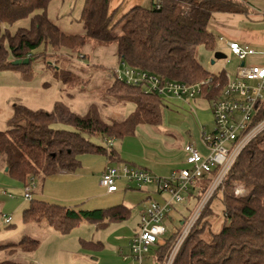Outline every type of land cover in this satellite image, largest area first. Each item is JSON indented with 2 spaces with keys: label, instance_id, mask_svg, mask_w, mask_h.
<instances>
[{
  "label": "trees",
  "instance_id": "16d2710c",
  "mask_svg": "<svg viewBox=\"0 0 264 264\" xmlns=\"http://www.w3.org/2000/svg\"><path fill=\"white\" fill-rule=\"evenodd\" d=\"M52 1L0 0V70L18 68L25 77H30L33 62L42 59L47 64L48 58H55L63 47L80 53L88 44L116 45L119 66L125 64L163 80L186 84L213 78L219 87L214 94L207 95L209 100L217 99L227 82L224 71L210 73L198 59L199 46L207 51L217 49L218 37L209 27L210 20L216 13L247 11L240 0H151L148 8L136 7L117 18L116 11L110 12L111 0H84L80 18L84 31L68 34L49 18ZM28 19L27 28L11 31V26ZM26 59H29L28 65L11 64ZM49 68L65 85L76 79L57 64L48 63ZM109 72L114 81L107 91L109 96L118 102L129 98L126 101L135 105L134 111L122 121L104 120L95 104L85 114L72 111L62 101L56 102L51 112L33 110L22 104L14 106L8 129L0 132V157L12 179L29 187L38 176L47 179L59 172H76L81 167L80 156L85 154H102L113 164L124 163L114 146H101L92 137L124 139L134 136L139 126L162 124V97L146 93L141 86L119 81L115 70ZM263 119L264 110H260L250 129ZM261 134L246 145L205 203L172 264H264V141ZM218 171L215 168L205 178L198 179L187 191L188 198L195 199L200 206ZM238 187L245 191L242 196L235 194ZM216 200L223 207L222 225L218 230L214 229L213 222ZM31 202L23 211V222L46 223L61 235H68L84 221L105 228L128 220L132 214L125 205L77 211L44 201ZM187 223V219L182 221L184 228ZM183 229L158 244L155 254L158 263L168 264ZM82 244L84 248L96 250L103 246L100 242L82 241ZM8 247L10 251L33 253L39 249L40 241L24 237L18 243L0 246V250ZM0 264L20 263L3 261Z\"/></svg>",
  "mask_w": 264,
  "mask_h": 264
},
{
  "label": "rangeland",
  "instance_id": "374dc122",
  "mask_svg": "<svg viewBox=\"0 0 264 264\" xmlns=\"http://www.w3.org/2000/svg\"><path fill=\"white\" fill-rule=\"evenodd\" d=\"M60 3H62L61 0H53L51 2L49 6V18L65 30L71 27L70 23H73V27H77V20H80V18H77L78 14L74 10L72 16L69 17V15L64 13L66 7L61 6ZM13 26L10 27L11 31L17 28ZM215 35L218 37L217 34ZM217 39V49L224 52L227 58L216 60L213 63L215 52L207 51L203 46H199L198 59L208 72L217 74L218 72L225 71L234 79L239 62L231 54L230 50L220 43V38L218 37ZM92 47L95 48L93 45ZM63 48L57 51L55 58L50 56L47 64H57L60 68L66 69L74 75L76 79L70 81L68 85L63 84L60 79L56 78L53 70L51 68L47 69V64L42 59L32 63L30 77H25L23 71L18 68L0 70V132L8 129V121L13 115L16 104H22L33 110L43 109L51 112L54 104L62 101L78 114H85L90 106L95 104L100 111L101 117L106 121H122L134 111V103L126 101L129 98L118 102L107 93L108 89L114 84L113 79L110 78L111 73L107 68L99 69L95 67L96 65L91 64L92 55L89 53L85 54L83 51L76 53L70 49L64 53L61 51ZM111 49L112 45L109 51ZM101 70L104 71L102 79L95 80V76L99 75ZM162 98L164 101L162 124L159 127L139 126L136 129L135 138H124L125 140L115 139L114 148L120 154H127L132 145L130 147L126 145V150L124 149L123 151V144H126L129 139H135L134 141L141 143V147L144 148L146 154L157 152L159 153V157L166 158L169 155L175 154L185 144L192 141V136L195 135L197 129L195 124L199 125L200 122L201 125H205L206 132L209 134L216 129L211 104L209 105L202 97H197L194 100L186 102ZM56 127L64 128L62 125H56ZM261 136L264 141V131ZM92 140L101 146L104 143L101 137H92ZM128 156L132 157L131 155ZM143 156L147 158L149 155L144 154ZM80 161L81 167L78 171L72 173V177L62 178L58 181H47L45 183L42 181V176L36 177L30 183L33 195L32 200L34 202L44 201L53 205L65 206L77 211L108 209L118 205H125L126 201L132 200L136 204V208H133V210L129 208L132 213L131 217L119 223L123 225L121 232L111 234V232H105L104 228L97 229L94 223L84 221L82 224L76 226L68 235H61L49 228L46 223L40 225L24 223L23 211L30 206L32 200L26 201L24 199L26 186L18 187L14 185L13 182H19L7 174V168L0 157V246L18 243L24 237L40 241L39 249L33 253H25L20 250L10 251V247H8L9 249L0 250V263L12 261L20 264H52L53 253L57 252V250H64L66 252L69 264H78V262L93 264L91 259L97 258L99 251H102V256L114 257L111 251L112 247L117 246L115 249L118 252L120 246H125V244H122L124 241L120 242L118 239L121 236L122 240L123 238H127L131 228L137 222V216L140 217V213L148 209L150 202L163 204L165 200L171 198L168 192L159 193L157 186L152 184L151 186H144L152 190L149 191L151 192V199H146L143 196V191H141L142 188L135 185V183L127 182L124 178L119 179L117 182L120 190L115 194H108L106 189L100 185L101 176L107 166L119 165L109 162L108 158L102 154H85L80 156ZM149 164L153 165L154 163L150 161ZM244 192V189L241 187L235 190L237 196H242ZM9 194H12L13 198H10ZM182 196L184 197L183 202L172 203L169 215L162 223L166 232L164 236L159 238V242L169 237L172 233L182 230L184 228L182 221L187 219L189 223L200 209L201 205L198 206L199 204L195 199L188 198V192L184 191ZM213 206L216 210L213 222L216 220L220 224L222 203L220 200H216ZM4 215L11 217V224L4 223ZM221 225L222 222L220 227ZM219 228L217 227L216 230ZM83 233L87 236L86 240L89 243L96 244L99 240H106L107 243L98 250L84 248L82 244H78V237L83 238L81 235ZM55 235L59 239L63 238L66 242L56 240V238H53ZM104 249L106 250L103 252ZM75 258H80L82 261H77ZM55 263L60 264V260H56Z\"/></svg>",
  "mask_w": 264,
  "mask_h": 264
},
{
  "label": "built area",
  "instance_id": "2783aa9c",
  "mask_svg": "<svg viewBox=\"0 0 264 264\" xmlns=\"http://www.w3.org/2000/svg\"><path fill=\"white\" fill-rule=\"evenodd\" d=\"M228 48L240 64L237 67L235 78L233 79L226 73L225 86L220 90L217 99L210 100L216 129L210 134L206 131L202 132L201 139L207 148V154L203 155L193 144L185 145L187 163L191 167L180 169L169 178H157L147 170L133 168L126 164L108 166L101 176L100 185L109 194L118 190L117 182L124 178L140 188L147 184H155L158 192H168L171 195V198L165 200L163 204L151 202L148 209L140 213L139 230L130 243L132 255L140 263L143 255L155 247L159 243V238L164 236L166 231L162 223L169 214L172 203L183 202L182 193L184 191L187 192L198 179L205 178L213 169L218 168L217 176L200 209L184 228L171 253L168 264H172L177 250L197 220L205 203L222 183L246 145L264 131V119L250 129L259 111L264 110V62L252 64L247 61L250 57L264 56V52L238 42H229ZM115 77L128 85L143 87L146 93H154L160 97L180 101H190L203 95L214 94L219 87L213 78L186 84L163 80L157 75L130 68L125 64L115 71ZM114 141V138L104 139L103 145L113 147ZM24 199L32 200L31 186L25 187ZM3 220L5 224H11L10 216L4 215Z\"/></svg>",
  "mask_w": 264,
  "mask_h": 264
},
{
  "label": "crops",
  "instance_id": "0c3cea01",
  "mask_svg": "<svg viewBox=\"0 0 264 264\" xmlns=\"http://www.w3.org/2000/svg\"><path fill=\"white\" fill-rule=\"evenodd\" d=\"M61 1H62V3H60L61 6L66 7L64 10V13L66 15H69V17H71L72 13L75 10V13L78 14L77 18H81V12H82V6L84 3V0H61ZM240 1H242L246 5L247 11L245 13H241V14L216 13L212 16L209 27L212 32L218 35V37L220 38L219 39L220 43H222L226 48H228L229 42H238V43H242L245 45H249L250 47L255 48L259 52H264V0H240ZM150 5H151V0H111L110 12L116 11L117 18H120L126 15L128 12H130L133 8H136V7L148 8ZM48 15H49V9H48ZM23 21L24 22L20 21L14 25L15 27H17L16 30L21 27L27 28L29 26L30 24L29 19L23 20ZM70 24H71L70 25L71 27H69L67 30H65L64 28L60 26L59 27L68 34L83 33L84 29H83V26L80 20H77V25H78L77 27H73V23H70ZM16 30H13L12 32H15ZM110 48L111 46L109 47L99 46V47L93 48L91 44H88L84 47L83 52L85 54L89 53L92 55L91 64L100 65V66H103L104 68H107L108 70L116 71L119 68V60L117 57V46L112 45V49L111 51H109ZM61 51L65 53L68 51V49L63 48ZM216 51H220V50L216 49ZM238 62L240 64L239 60ZM248 62L252 64L263 63L264 56L257 55L254 57H250ZM103 72L104 71L101 70L99 72V75L95 76L96 77L95 80H99L100 78L102 79ZM110 78H112V76H110ZM201 97L202 99L206 100V102H208V104L210 105V100L207 98V95H203ZM183 102H186V101H183ZM195 127L197 128L196 133L195 135L192 136V141L189 142L188 144H193L194 146L198 148V150L203 155H206L208 151H207V148L202 143V139H201L202 132L206 131V126L201 125V123L199 122V125L195 124ZM135 136H136V133L134 136H130L126 138H135ZM134 140L135 139H129L126 144L125 143L123 144L122 146L123 151L124 149L126 150L125 148L126 145L128 147L132 145V147L131 149L128 150L127 154L125 153H123V155L120 154L122 159L124 160L123 161L124 163H120L118 165L126 164V165H129L130 167H134V168L137 167L139 169H144V170L149 171L153 176L157 178H162V179H164V177H169L172 173L179 171L180 169L191 167V165L187 163V159H186L187 156L184 151V147L187 144H185L184 147L181 150L177 151L175 154L169 155L166 158H162L158 156L159 153L157 152H156L157 154L153 152H149L146 154L144 148L141 147V143L138 141H134ZM114 146H115V141H114ZM143 150H144L145 155H149L147 158L143 156L144 155ZM128 155H131L132 157ZM140 159H148V160L142 161ZM150 161L154 164L153 165L149 164ZM72 173L73 172H59L57 175L53 177H50L47 179L43 178L42 181H44L43 183L47 181H58L59 179H62V178L72 177L73 176ZM13 183L14 185H17L18 187L20 186L24 187L23 184H20L17 182H13ZM151 185L152 184H147V186H151ZM127 187H129V185H127ZM143 187H141L142 188L141 191H143V196H145L146 199H151V192L149 191H152V190H149L147 187H144V188ZM119 190L120 188L118 187V190L115 193H117ZM4 193L6 194L5 191ZM115 193H111V194H115ZM9 197L13 198L12 194H9ZM125 206L128 208H131L132 210L133 208H136V204H134L132 200L126 201ZM94 210H98V209H94ZM137 217H138L137 222L135 223V225H133V228H131V231L129 232V235L127 236V238H123L122 240V236H121L118 239V241L120 242L124 241L122 244H125V246L124 245L120 246L119 248L120 250L118 252H116L117 250L115 249L117 246L116 247L113 246L111 251L114 257H111V258H109L108 256H102V251H99L98 252L99 256L97 258L91 259L93 261V264H160L157 262L155 254H156V248L158 247V244H162L164 240L160 241L155 247L151 248L147 253H145L144 257L142 258L141 263L139 260L134 258L132 255L130 243L133 237L138 232L139 225H140V217L139 216ZM219 221L222 222V218L219 219ZM214 222H216V220ZM220 224L217 221L216 223H214L215 225L214 228L215 229H217V227L219 228ZM122 227H123L122 224L111 223L104 229L106 230L105 232H111V234L112 233L117 234L118 232H121ZM97 229H100V228H97ZM81 235L83 238H79L80 236L78 235L79 236L78 244H82V241L87 242L86 240L87 236L84 233ZM53 238H56V240L66 242V240H64L63 238H60V239L57 238L56 235L53 236ZM98 242L103 244V246L105 243H107L106 240H99ZM82 247H83V244H82ZM105 250L106 249H104L103 252ZM53 254L54 255L52 258V264H56L55 263L56 260H60V264H69L67 260L68 256L66 255V252L64 250L63 251L57 250V252H54ZM75 259L77 261H82L80 260V258L79 259L75 258ZM78 264H85V263L78 262ZM88 264H92V263H88Z\"/></svg>",
  "mask_w": 264,
  "mask_h": 264
},
{
  "label": "water",
  "instance_id": "95a60500",
  "mask_svg": "<svg viewBox=\"0 0 264 264\" xmlns=\"http://www.w3.org/2000/svg\"><path fill=\"white\" fill-rule=\"evenodd\" d=\"M227 58V55L222 52V51H216L214 53V60H213V63L216 61V60H222V59H226ZM30 62H29V59H26L24 61L22 60H16V61H12L11 64L14 65V66H18V65H21V64H24V65H28ZM6 171H8V169H6Z\"/></svg>",
  "mask_w": 264,
  "mask_h": 264
}]
</instances>
